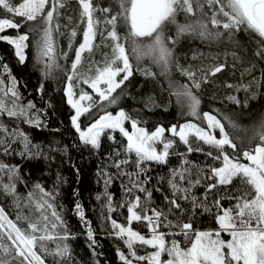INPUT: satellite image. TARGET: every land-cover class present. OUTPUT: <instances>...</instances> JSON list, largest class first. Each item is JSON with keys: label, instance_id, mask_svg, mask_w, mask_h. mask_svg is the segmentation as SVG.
I'll return each instance as SVG.
<instances>
[{"label": "snow or ice", "instance_id": "obj_1", "mask_svg": "<svg viewBox=\"0 0 264 264\" xmlns=\"http://www.w3.org/2000/svg\"><path fill=\"white\" fill-rule=\"evenodd\" d=\"M79 5V21L76 28L69 32V49L74 58L58 48L57 37L61 33L59 18L61 9L66 8L65 0H22L18 5L12 0H0V10L11 14L13 18H0V33L6 29L27 27V31L16 36L0 35V40L6 41L15 50V56L20 64L27 60L26 49L31 44L35 49V60L42 65L45 78H55L57 72L64 73L67 84L65 95L67 103L75 110L71 116V124L79 133L80 141L93 149L100 148L102 135L119 132L126 138L124 159H118L114 166L121 169L120 174L126 175L131 183L126 187V193L133 189L146 193L148 199L152 193L145 188L140 179L145 173L148 162L168 164L169 158L176 156L180 160L178 168L170 169L167 184L174 198L165 197L168 202V212L142 208L141 197L135 196L132 201H126L121 207L127 206V225L118 223L111 216L112 233L127 246L128 255L118 249V255L124 264H133L129 256L147 264H264V121L258 128L252 129L248 139L259 141L255 147L247 150L241 148L235 141L233 132L226 130L223 120L228 121L229 127L238 130V125L228 116L218 118L209 112H201V99L198 90L209 83V77L221 72L224 65L207 69L192 70L182 67L175 60V48L182 37L198 35L202 39L219 40L227 36L233 39L237 32L247 31L253 34L261 45L255 53H264V0H114L111 6H102L96 0H76ZM22 18L15 22L14 18ZM183 19V22L181 21ZM69 22L72 17L68 16ZM82 26V27H81ZM222 29V30H221ZM174 32V35H167ZM82 35V40L76 41ZM74 44L77 46L73 47ZM104 44L110 48V53H103L104 59H93L97 48ZM71 59L70 68L65 70L60 59ZM148 58L159 67L160 75L170 77L172 68L187 78L189 83L179 84L169 78L171 95L177 98V103L186 110V114L206 124V128L191 121L184 124L172 125L169 129L163 126L148 132L138 127V121L133 119L122 108L113 115L105 111L86 129L81 128L82 116L91 114L94 107L103 109L107 105H116L130 81L134 71L145 76H155L148 67H141V62ZM88 60L85 71L80 69ZM133 61H135V68ZM203 75L198 78L197 72ZM250 71V70H249ZM7 75V83L4 76ZM80 83L87 84L98 96L94 100L88 92L80 89L75 91ZM18 81L11 74L7 64H0V116H7L32 127H42L43 123L38 114L33 113L35 105L31 102L21 103V93L17 87ZM100 85H105L101 87ZM227 87L232 88L229 84ZM120 89V92L117 90ZM239 90V89H238ZM248 90V86H244ZM116 93V95H113ZM255 98V94L253 97ZM228 100L240 105L241 101L230 96ZM82 101L88 103L82 104ZM247 107V101L244 102ZM217 112L219 110H216ZM125 122H130L132 131L125 128ZM218 130L219 138L216 135ZM171 133L166 137L165 132ZM247 131V130H245ZM178 137V140L174 139ZM109 139H115L108 135ZM162 145L158 150L156 145ZM183 145L186 152L176 149ZM203 145L208 146L205 151ZM0 149L3 154H16L23 158L33 159L42 155L41 145L33 143L32 139L15 126L9 129L0 122ZM231 149L232 152H229ZM204 153L220 166L209 165L202 168L187 158V154ZM134 154V158H133ZM116 156H121L117 151ZM241 157L248 161L242 163ZM134 165L135 171L125 172L123 165ZM195 173V179L192 175ZM2 177H7L5 183ZM109 179L105 180L107 185ZM163 179V178H161ZM20 180V170L16 165L0 161V195L10 197L13 206L18 209L15 220L9 218L3 207H0V264H45L51 257L50 264H74L70 239L75 237L69 232L66 221L56 201L59 196L58 185L62 178L57 177V185L46 190L39 183L24 196L17 191V181ZM207 181L204 200L198 199L192 189ZM22 182V181H20ZM238 182V187L236 183ZM225 187L226 195L218 196L209 206L206 202L214 189ZM228 186L233 191L227 194ZM108 198V210L116 209ZM100 197L98 196L97 199ZM234 201L224 208L221 201ZM184 200L191 205L193 215L195 210L203 209L211 212L216 209L215 221L218 229H194L192 217L187 222L181 219L185 208L180 203ZM27 208L25 214L23 209ZM141 209V211H137ZM76 213L87 227L90 247L95 245L94 232L83 213L82 205L77 202ZM176 218L171 220L168 215ZM133 221L146 222L150 236L146 237L133 230ZM26 227H21V224ZM168 229L167 232L159 229ZM221 233L230 239L222 238ZM173 237V239H167ZM175 237H183L186 247ZM153 249L147 255H138L137 247ZM167 259H163L164 256Z\"/></svg>", "mask_w": 264, "mask_h": 264}, {"label": "trees", "instance_id": "obj_2", "mask_svg": "<svg viewBox=\"0 0 264 264\" xmlns=\"http://www.w3.org/2000/svg\"><path fill=\"white\" fill-rule=\"evenodd\" d=\"M21 0H12L17 5ZM66 8L61 9L62 15L59 18L61 25L60 31L63 35L57 37L58 48L61 52H67L70 58H74L73 51L69 49V32L76 28L79 21V5L76 0H65ZM102 6H111L114 0H96ZM72 17L71 22L68 16ZM0 18H13L11 14L0 10ZM22 18L15 17V22H20ZM183 19L181 18V21ZM82 27V26H81ZM222 30V29H221ZM27 31V27L17 29H6L1 35L16 36L18 32L23 34ZM167 35H174L169 32ZM26 49L27 60L24 64L18 62V58L14 54L13 47L6 41L0 40V64H7L11 70V74L16 77L17 87L21 93V103L27 104L31 102L35 105L34 114H38L43 126L32 127L22 122L5 116H0V122L6 124L9 129L19 126L21 130L32 139L33 143L41 145L42 155L38 158L27 159L19 155L3 154L0 149V161L5 164L16 165L20 170V180L17 181V191L22 195H26L32 186L39 183L46 190H51L57 185V177L62 178L58 185L59 196L56 203L61 206L63 218L67 223L69 232L75 237L70 239L68 243L71 245L74 257V264H124L118 255V249L128 255L127 246L123 241L117 238L111 228V222L107 217L115 219L118 223L127 225V206L121 207L126 201H132L135 196L141 197L142 208H148V215H152L150 209L163 210L168 212V202L164 199L166 196H172L171 189L167 184L170 178V169L178 168L180 160L176 156L169 158L168 164H156L148 162L145 165L146 171L142 173L140 179L144 181V187L151 191L152 196L148 199L146 193L133 189L131 194L126 193V187H130L131 183L126 175H121V169H117L114 163L118 159H124L123 154L126 141L119 132H108L101 137L100 148L93 149L90 145H84L78 138L77 133L71 126L70 118L72 110L66 102L64 95V86L66 78L64 73L57 72L55 78H45L42 74V65L37 64L35 60V49L31 44ZM82 40V35L77 36L76 41ZM77 46L74 44L73 47ZM261 45L253 34L247 31L237 32L233 39L229 40L227 36L221 37L219 40L202 39L198 35H188L182 37L180 43L175 48V60L184 68L191 67L192 70L203 69L218 65L225 67L214 77H209V83L202 85L198 90L201 99V112H209L217 115L218 118L223 116L230 117L239 127L233 130L227 126L228 121L222 122L226 125V130L233 132L238 137L236 143L243 149L255 147L259 141L248 143L249 137L252 135V129L258 128L261 121H264V53L261 56L255 55ZM103 53H110V48L101 44L96 49L93 59L102 61ZM60 63L64 69L70 68L71 59H60ZM88 60L84 61V65L80 69L85 71L88 66ZM135 68V61H133ZM141 67H148L155 76H145L139 71H134L130 81L125 82L126 87L120 96L116 105H107L101 110L94 107L91 114L82 116L80 119L81 128L87 127L93 123L105 111L115 114L121 108L127 112L133 119L137 120L138 126L152 131L157 127L163 126L168 128L172 125H179L188 121L186 110L178 103L177 98L171 95V90L167 81L169 78L179 84L189 83L185 76H182L175 67L172 68L171 76L166 77L160 75V69L152 63L148 58L141 62ZM250 70V71H249ZM202 72H197L200 78ZM7 83V75L4 76ZM233 85L232 88L227 85ZM244 86H248V90H244ZM239 89V90H238ZM120 92V89L117 90ZM255 94V98L253 97ZM113 95H116L114 93ZM235 96L240 101V105L233 104L228 97ZM247 101V107L244 102ZM216 110H219L218 112ZM203 127L204 123L198 121ZM247 130V131H245ZM108 135L114 136L109 139ZM171 137V136H168ZM178 140V138H174ZM205 151L208 150L207 145H203ZM177 151L186 152V148L180 145ZM120 151L121 156L117 157L116 152ZM232 152L231 149H228ZM134 158V154H133ZM187 158L194 164L200 165L202 168L207 166H220V162L213 161L204 153L187 154ZM243 158L241 157V161ZM122 170L125 172L135 171L134 165H123ZM110 179L106 185L105 180ZM7 182V177H2ZM163 178V179H161ZM195 173L192 175L194 180ZM22 181V182H20ZM207 181H202L201 185L192 189L193 194L200 200H204L205 185ZM238 187V182L236 183ZM233 191V186H228L227 194ZM111 195V204L116 209L113 212L108 210V198L104 194ZM225 187L221 186L213 190L208 197L207 203L211 206L213 200L218 196H225ZM100 197L97 199V197ZM79 202L82 205L85 219L90 222V226L94 232L95 245L90 247L91 241L88 239L87 227L81 221L76 213L75 205ZM180 203L185 208V215L181 217L185 222L189 216L192 217L194 229L209 230L216 228L215 214L216 209L211 212H204L203 209L191 210L190 203L181 200ZM224 208L229 207L234 201L224 199L221 201ZM0 207H3L8 213L9 218L15 220L18 209L13 206L12 199L0 195ZM24 213H28V209H23ZM141 211V209H137ZM141 214L142 211H141ZM168 218L175 220V216L168 215ZM21 227H26L21 224ZM133 230L140 232L142 235L148 236L146 222L133 221L131 224ZM160 231L167 232L168 229L161 228ZM167 239H173L168 237ZM181 241V246L186 247L183 237H175ZM137 253H146L147 248H141L138 245ZM165 255L163 257L166 258ZM51 257H48L45 264H50Z\"/></svg>", "mask_w": 264, "mask_h": 264}, {"label": "rangeland", "instance_id": "obj_3", "mask_svg": "<svg viewBox=\"0 0 264 264\" xmlns=\"http://www.w3.org/2000/svg\"><path fill=\"white\" fill-rule=\"evenodd\" d=\"M22 2V0L19 2V3H21ZM18 3V4H19ZM17 4V5H18ZM0 35H1V33H0ZM13 50H14V48H13ZM14 53H15V50H14ZM66 84H67V81H66V83H65V86H64V95H65V89H66ZM166 84H169V80L167 81V83ZM101 87H105V85H100ZM80 89H83L84 91H86V92H88L89 94H91L92 96H93V99L94 100H98V96L96 95V93L95 92H93V90L87 85V84H83V83H80L79 85H78V87L75 89V91L79 94V91H80ZM65 99H66V102H67V97H66V95H65ZM82 104H87L88 103V101H82L81 102ZM68 104V103H67ZM69 105V104H68ZM69 107L71 108V106L69 105ZM71 110H72V115H74V112H75V110L74 109H72L71 108ZM118 112V111H117ZM116 112V113H117ZM115 113V114H116ZM115 114H113V115H115ZM188 116V121H185V122H183V123H181V124H184V123H186V122H189V121H191V122H193V123H197V124H199L198 123V120H196L194 117H191V116H189V115H187ZM70 122H71V119H70ZM181 124H179V125H181ZM90 125V124H89ZM179 125L177 126V128H179ZM71 126H72V124H71ZM73 127V126H72ZM139 127V126H138ZM171 127V126H170ZM170 127H168V128H165V129H169ZM203 127H205L206 128V124L204 123V125H203ZM87 127H85V128H83V129H86ZM125 128L129 131V132H131L132 131V128H131V124H130V122H125ZM73 129L75 130V128L73 127ZM156 129V128H155ZM154 129V130H155ZM154 130H152V131H154ZM152 131H148V132H152ZM75 132L77 133V136H78V138H79V133L75 130ZM118 132V131H117ZM216 135H217V137L219 138V133H218V130H217V132H216ZM165 136L166 137H168V136H171V133L170 132H168V131H166L165 132ZM124 139H125V141H126V143H127V140H126V138L125 137H123ZM178 138V137H177ZM80 140V139H79ZM156 147H157V149L159 150L161 147H162V145H159V144H157L156 145ZM242 163H248V161H246V160H242L241 161ZM218 224L216 223V228L215 229H218ZM214 230V229H213ZM147 233H148V236H150V233H149V230H148V228H147ZM221 235H222V238L223 239H225V240H228V239H230V237L227 235V234H225V233H221ZM148 236H146V237H148ZM145 248V247H144ZM147 248V250H146V253H144V254H139L138 253V255H147L149 252H151V251H153V249H151V248H148V247H146ZM129 259H132L133 260V264H147V262L146 261H138V260H135V259H133L132 257H130L129 256ZM164 259H167V257L166 258H164Z\"/></svg>", "mask_w": 264, "mask_h": 264}]
</instances>
